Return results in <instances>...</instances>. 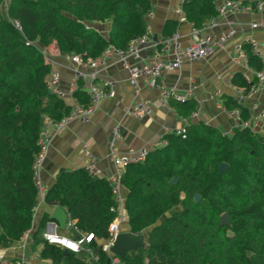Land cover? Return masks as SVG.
<instances>
[{
	"label": "trees",
	"instance_id": "1",
	"mask_svg": "<svg viewBox=\"0 0 264 264\" xmlns=\"http://www.w3.org/2000/svg\"><path fill=\"white\" fill-rule=\"evenodd\" d=\"M240 1L247 4L248 0ZM0 0V247L18 242L32 226L38 196L32 165L44 119L60 121L69 112L62 100L49 95L51 66L40 50L54 48L60 56L97 58L107 46L125 49L145 34L149 0ZM3 7V8H2ZM185 22L200 30L217 16L214 0H183ZM19 25L21 33L12 25ZM108 23L106 36L88 24ZM180 24L167 21L162 36H172ZM25 41L34 44L25 46ZM247 63L261 68L247 44ZM231 85L251 87L240 73ZM87 106L82 91L74 95ZM226 110L249 113L231 97H222ZM182 118L195 111L192 100H168ZM166 145L148 151L144 161L127 164L121 176L126 193L128 230L146 236V247L128 252L119 264H264V133L234 129L230 137L203 122L185 127L183 136L165 135ZM220 164L227 170L219 172ZM177 179L174 186L168 182ZM199 202H193V196ZM44 204L60 208L68 220L94 240L85 253L67 255L41 239L44 214L33 234L41 260L51 264H115L100 242L109 238L113 220L111 190L104 178L83 168L60 169L46 190ZM226 214L228 225H220ZM162 219V221H161ZM55 222V221H54Z\"/></svg>",
	"mask_w": 264,
	"mask_h": 264
},
{
	"label": "built area",
	"instance_id": "2",
	"mask_svg": "<svg viewBox=\"0 0 264 264\" xmlns=\"http://www.w3.org/2000/svg\"><path fill=\"white\" fill-rule=\"evenodd\" d=\"M151 1V0H149ZM217 16L209 19L202 29L197 30L191 28L189 41L186 46H182L177 33L170 37H163L158 43L151 41V32L148 21L152 18V11L146 16L145 34L141 37L130 40L125 49H117L113 46H107L102 53L95 59L84 60L80 56L71 55L65 56L69 64L71 77L68 81L67 89L60 88V74L50 72L47 78L49 91L59 100L71 98L76 101L75 105L69 108V112L60 121H52L44 119L40 130L37 145L39 151L34 158L32 171L34 175V183L37 189L38 199L44 203L46 189L43 187L40 179L42 165L47 156L50 144L54 135L64 131L68 125L77 121L81 124H87L92 115L98 109L100 102L104 100H113L116 97L114 83L110 81L100 82L99 78L108 68L115 64H120L127 75L128 85L136 89L138 82L142 79L146 80V85L150 89L156 88L158 81L167 73L179 70L185 63H199L214 56L216 53L224 50L237 36L236 23L226 21V28L220 34L214 35L223 21L227 17H239L246 15H258L264 9V0H248L247 4H242L240 1L234 2L230 0H214ZM181 15V9L175 11ZM16 31L21 33L19 25L12 22ZM251 30H258L259 26L256 23L250 24ZM247 44L251 54L259 61L261 68L253 72L247 63V55L243 50V45ZM25 46L33 47L34 44L25 41ZM150 54L146 55L145 52ZM45 61L50 64V58L46 56V50H40ZM231 64L241 70L242 76H251L249 79L252 85L248 92L242 88H233L230 95L231 99L240 107L246 108L249 113L247 120H242L240 111L233 109L227 111V115L234 121V129H247L254 133L257 131V126L264 121V110H260L251 100L256 97L261 89L264 88V45H260L254 40H248L243 43H237L233 49V57ZM232 79V77H231ZM82 91L88 97L87 106L80 105L75 99L76 92ZM188 95H180L173 90L163 92L160 101L162 103L168 100L184 101ZM251 102V103H250ZM149 106L145 102H136L130 106L126 115L134 120H141L149 114ZM197 112L190 115V120L197 119ZM187 121L183 120V125L179 128L165 129L154 149L162 148L166 145L163 137L168 134L183 136ZM112 140L107 151V160L110 166V173L104 174L97 168L96 158L82 147L81 152L85 159L83 169L93 177L104 178L111 190L113 204L110 212L113 214V220L108 225L107 232L109 238L102 243V250L110 255L109 250L112 247L114 240L118 234L129 232L127 230V217L124 208L125 191L121 185V176L127 164H138L144 161L145 155L148 152L145 149L134 150L128 148L124 151H119L116 143L121 142L119 125L116 124L111 130ZM64 228L70 232V235H62L59 233V226L54 221L45 223L41 239L48 246L59 248L72 254L85 253L90 260H95L90 250V244L94 237L90 233H83L73 226V222L68 220L64 223ZM139 235V234H133ZM119 264L116 258L113 261Z\"/></svg>",
	"mask_w": 264,
	"mask_h": 264
},
{
	"label": "crops",
	"instance_id": "3",
	"mask_svg": "<svg viewBox=\"0 0 264 264\" xmlns=\"http://www.w3.org/2000/svg\"><path fill=\"white\" fill-rule=\"evenodd\" d=\"M182 2L183 0L150 1L152 18L148 21V25L151 41L158 43L163 38L161 32L164 24L167 21H176L180 26L175 33L178 34L181 45H187L192 26L185 22L182 10L181 15L175 13L176 10L181 9ZM230 20L236 23L238 32L231 44L207 60L199 63H185L179 70L165 74L154 89L148 88L144 79L138 82L136 89L131 88L127 82V75L120 64L112 65L102 73L99 78L100 82L114 83L115 99L101 101L87 124L75 121L68 125L64 131L54 135L40 173L43 187L47 190L53 185L60 169L74 170L84 167L86 162L81 152L82 147H86L96 158L97 168L104 174H109L107 151L112 140L111 130L116 124L119 125L121 137V142L116 143L119 151L128 148L152 151L153 146L159 142L163 130L179 128L183 125V120L187 121L185 124L187 126L203 122L217 128L225 137H230L235 123L227 115L228 110L222 103V97H230L234 88L231 85V77L233 78L237 73L241 74V70L231 64L233 49L237 43L248 40H254L260 45H264V9L258 15L227 17L221 26L213 32L214 35L225 30V23ZM252 23L258 24L259 29L251 30L250 24ZM92 25L95 26V24H88V26ZM104 26L105 34L102 35L106 36L109 24H104ZM145 54L149 55L150 52L146 51ZM50 62L52 63L51 73L60 74L59 86L66 90L71 77L66 57L55 53L50 58ZM251 70L255 72L253 68ZM246 76L243 77L248 81L252 78L251 76L246 78ZM168 90H173L180 95H188L186 100H192L195 103L194 112L198 113L196 120L191 121L190 116L188 118L178 116L168 105V102L160 101L162 93ZM138 101L147 103L150 112L141 120H134L129 118L126 112L132 104ZM63 102L69 108L76 103L71 98H65ZM251 102L255 103L260 110H264V88ZM256 129L257 133L263 134L264 121ZM53 209L38 199L33 210L30 231L24 233L21 239L10 247H0V264H51L49 261L40 259L39 248L34 247L32 236L38 230L42 216L46 214L50 217ZM64 213L67 222L68 217L65 211ZM126 227L128 230V226ZM59 233L70 235V232L64 227L63 229L59 227ZM147 235L148 231L144 236ZM102 243L99 244L102 245Z\"/></svg>",
	"mask_w": 264,
	"mask_h": 264
},
{
	"label": "water",
	"instance_id": "4",
	"mask_svg": "<svg viewBox=\"0 0 264 264\" xmlns=\"http://www.w3.org/2000/svg\"><path fill=\"white\" fill-rule=\"evenodd\" d=\"M48 94L51 95L52 93L49 91ZM226 170H227V165L220 164L219 172L222 173ZM176 183H177L176 178H173L168 182L170 186H174ZM193 202L194 203L199 202V197L197 195L193 196ZM50 218L54 220L61 229H63L66 215L62 209L54 208ZM220 225L221 226L228 225V218L226 214H223L220 217ZM146 238L147 237L144 235L136 236L130 232H123L121 234H118L114 240L112 247L109 250V253L111 254V256L116 257L119 261H123L125 255L128 252L144 249L146 247ZM63 254L67 255L68 252L63 251Z\"/></svg>",
	"mask_w": 264,
	"mask_h": 264
},
{
	"label": "rangeland",
	"instance_id": "5",
	"mask_svg": "<svg viewBox=\"0 0 264 264\" xmlns=\"http://www.w3.org/2000/svg\"><path fill=\"white\" fill-rule=\"evenodd\" d=\"M8 3H9V0H4V2H3V10L5 11L6 9V6L8 5ZM104 24H108V23H103V25H99V24H95V26H88V27H91L92 29H95L97 32H99V33H101V34H105V26H104ZM47 52H46V56H48V58H51L52 56H54L55 55V53H57L55 50H54V48H52L51 46H49L48 47V49L46 50ZM50 56V57H49ZM162 220V219H161Z\"/></svg>",
	"mask_w": 264,
	"mask_h": 264
}]
</instances>
